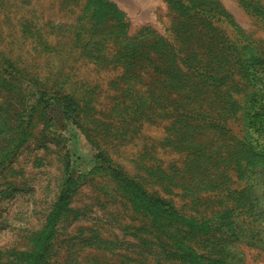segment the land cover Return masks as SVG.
I'll return each mask as SVG.
<instances>
[{"label": "rangeland", "instance_id": "374dc122", "mask_svg": "<svg viewBox=\"0 0 264 264\" xmlns=\"http://www.w3.org/2000/svg\"><path fill=\"white\" fill-rule=\"evenodd\" d=\"M0 264H264V0H0Z\"/></svg>", "mask_w": 264, "mask_h": 264}, {"label": "trees", "instance_id": "16d2710c", "mask_svg": "<svg viewBox=\"0 0 264 264\" xmlns=\"http://www.w3.org/2000/svg\"><path fill=\"white\" fill-rule=\"evenodd\" d=\"M179 26H183V23H179ZM186 30H187V28H186ZM188 92L191 94V96L193 95V91L191 90V89H189L188 90ZM207 126H209L208 124H206ZM214 125V127L216 128V130H217V132L218 133H214V134H218L219 135V133H220V130H219V128L215 125V124H213ZM205 127V126H204ZM160 202V201H159Z\"/></svg>", "mask_w": 264, "mask_h": 264}]
</instances>
